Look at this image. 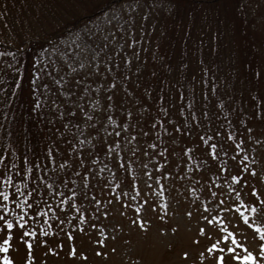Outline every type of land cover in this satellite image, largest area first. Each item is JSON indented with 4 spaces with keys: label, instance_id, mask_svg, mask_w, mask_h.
I'll use <instances>...</instances> for the list:
<instances>
[{
    "label": "trees",
    "instance_id": "1",
    "mask_svg": "<svg viewBox=\"0 0 264 264\" xmlns=\"http://www.w3.org/2000/svg\"><path fill=\"white\" fill-rule=\"evenodd\" d=\"M118 2L0 0V155H4L6 161L18 162L20 169L12 173L9 192L15 188L29 197L24 200L16 194L9 201L0 198V203H7L11 209L5 215L17 225L10 230L13 236L9 251L0 252V257L9 255L15 264L29 261L33 264L29 258L32 248H27L19 239L25 232L35 233L25 236V240L33 244L37 237L39 241L43 237L46 243L54 242L58 246L66 237L72 239L67 243L68 246L72 243V248L74 243L80 242L77 237H82L83 232L90 242L101 248V253L108 255L104 249L109 247L124 249L108 236V229L103 235V222L97 223L99 227H84L79 219L80 215L86 217L82 202L90 197L88 194H93V189L97 192L93 180L105 177L110 180L106 192L116 193L125 184L128 191H122L135 199L130 209H134L136 203L142 207L146 200L137 197L142 181L133 180L131 174L138 175V166L151 163L153 145L162 147L160 166L163 168L169 163L165 147L174 146L180 149L181 158L186 159L190 169H200L196 180L185 178L184 186L188 190L198 195L203 184H211L216 189L224 184L230 193L235 190L236 198L228 196L227 199L237 205L234 210L238 211L241 223L245 224L241 218L247 214L248 224L253 221L260 229L264 228V33L255 35L259 28L264 31V21L257 22L238 12L243 15L234 23L226 5L224 15L219 14L218 10L224 5L220 4L225 0H185L181 11L189 12L190 20L184 27L187 32L192 30L196 38L174 43L175 50L181 48L184 52L173 48L161 50L168 35L164 23L155 35V41L159 39L160 44L153 47L154 38L149 39L147 33L154 28L150 27V19L141 17L139 11L132 18L126 17L127 23H121L117 31L108 28L104 36L101 31L99 35L79 31L96 20L97 12H105ZM181 16L171 35L182 32ZM241 18L243 20L239 21ZM132 19H140V23L135 26ZM77 31L79 38L75 41L72 34ZM52 101L55 107L53 103L48 104ZM124 124L128 127L124 128ZM201 141L207 143H199ZM26 147H30L28 161L24 160ZM46 147L53 149L54 162L44 161L49 170L30 169L36 156L44 158ZM205 150L208 155L204 154ZM213 151L215 156H212ZM112 152L114 163L110 162ZM66 159L68 164L64 163ZM79 159L83 160L82 169L76 163ZM155 159L158 160L156 155ZM175 159L177 161V157ZM252 168L256 169L255 176L260 182L259 195L251 190L247 194L246 185L241 187L246 176L252 175ZM2 171L0 169V173ZM240 173H244L241 181L231 179L232 175ZM37 175L55 183L52 188L41 189L44 199L39 210L29 209L25 213L20 204L24 203L25 207L31 204L30 176ZM164 176L160 173L150 188H159L163 193ZM136 182L139 184L135 185ZM3 183L2 180L0 190ZM126 194L120 193L117 201L121 203ZM254 203L257 213L251 211ZM99 204L100 201L96 202L92 210L96 215L103 213ZM69 205L76 212L80 211L79 215L70 218ZM241 208L246 211L240 212ZM18 214L26 221L23 229L15 219ZM225 220L224 217L222 224ZM107 222L104 220L105 225ZM109 225L116 236V222L110 221ZM87 228L94 229L91 235L85 232ZM256 229L258 250L245 248L243 240L237 241L234 235L233 244L237 248L234 254L229 253L234 259L228 255L226 261L264 264V248L260 247L264 244L261 239L264 233ZM4 237L5 233L0 231V242ZM103 239L105 242L100 244ZM16 242L19 244L15 245ZM20 247L21 259L17 260L16 251ZM78 247L75 246V251ZM66 248L59 249L62 251L58 252L59 259L67 256ZM249 254L255 261L236 259ZM0 264H4L2 259Z\"/></svg>",
    "mask_w": 264,
    "mask_h": 264
},
{
    "label": "rangeland",
    "instance_id": "2",
    "mask_svg": "<svg viewBox=\"0 0 264 264\" xmlns=\"http://www.w3.org/2000/svg\"><path fill=\"white\" fill-rule=\"evenodd\" d=\"M184 1L185 0H119L118 4L113 5L110 9L105 10V12H97L96 20L85 25V27L80 28L79 31L83 32V34L92 32L97 35H99V32L101 31V35L104 36L106 35V32H109L108 28L117 31L121 23L126 22V17L132 18L134 17L135 12L139 11L141 17H147L150 19V27L154 28L147 33L149 39L152 37L154 38H152L155 42L153 47L160 44L159 39L156 38L155 41V37H157L155 36L157 34L156 30L165 24V31L167 30L168 35L164 40L162 49H160L162 51H165L166 49L169 50L173 48L175 42L182 44L186 38H189L190 40L196 38V34L192 30L188 29L189 31L187 32V28L184 27L187 26V20H190V13L181 11ZM222 4L224 5L218 10L219 14L224 15V6L226 5L230 19L231 21L233 20L234 23H236L240 15H243L238 12L253 17L257 22L264 21V0H225V3L223 2L220 5ZM180 14L183 15L181 16L183 18L181 21L183 22V26L181 25L182 32L180 34L177 33L176 35H171L175 30V27H178L177 21ZM192 15L194 16V14ZM241 20L243 19L241 18L239 21ZM132 23L137 26L138 23H140V19H132ZM79 31L72 34L75 41L79 38ZM255 33H257L255 35L262 36L264 31L259 28L258 31L255 30ZM114 36L118 39L116 35ZM135 36L137 37V34ZM175 51L184 52L181 48H179V50L176 49ZM192 51L189 54H191ZM47 82L50 83V81ZM53 102L54 101L47 103L50 104ZM262 143L264 149V137ZM151 147L154 148L151 150V163H143V165L138 166L136 169L138 175L131 174L133 180L142 181L141 193L137 196L145 198L146 200L142 207H139V203H136L134 209H130V204L133 205L135 199L131 194L127 195V192L122 191V189L127 190L125 184H122L121 188L116 193L113 191L106 192L110 180L105 177H97L93 180L92 184H95L94 186L96 187L97 192L93 189V194H88L90 197L82 202L84 213H86V217L82 220L84 222V227L85 225H95L96 227H99L97 223L103 222V235H105L108 229V236L113 238L114 242H118L119 246L121 243L125 250L120 246L119 249L115 247L116 251L114 252L111 250V247H109L108 249H104L109 252L107 256L98 257L96 256V249L101 248L90 242L88 239L89 237L84 236L83 232L80 231L82 237H77V240L80 242H78L79 244L74 243L75 246H79L76 250V255H69L72 243H70L69 246L67 243L72 239L65 237L61 240L62 242L60 245L64 244L67 246L65 251L67 256L64 258L60 257L59 259L58 252H62L65 246H55L54 242H48L43 245L45 242L44 238L42 237L39 241V238L37 237L34 244L32 243V249H30L32 254L29 255V258L30 260H33L32 263L214 264L213 256L220 255L221 253L219 251L211 250L212 245L218 243L219 247L224 249L222 254L224 257L228 258L229 253H231L229 250L233 248L235 249V247L237 248V246L233 244L234 235L237 241L243 240L246 244L245 248L258 250L259 245L255 240L257 237V229L251 227L253 221H250L251 223L248 225L241 223L237 215L238 211L234 210L233 200L227 199L228 196H232L233 198H236V196H234L233 192L230 193L227 186H224L223 184L216 189L211 184H203L201 192L197 195L196 191L191 189L188 190L184 186V181L187 177H190L189 180H196V177L200 174V169L198 170L197 168L198 171L190 169L188 166L189 163H186V159L183 160L181 158V153H179L180 149L178 147L166 146L165 149L168 150L166 153L168 154L169 163L165 168L161 165L163 168L162 170L160 166V164H162L160 160L162 147ZM109 149L112 148L109 147ZM155 155L160 163L155 159ZM147 156L148 154L145 153V157ZM175 157H177V161ZM197 157L199 161H202V158L198 156V153ZM111 158L110 162L114 163L116 159L113 152ZM103 168L104 171H107L105 165ZM94 170L99 172L95 168ZM99 173L102 175V172ZM160 173L165 175L161 184V189L164 190L163 193H160L159 188H150V186H152L151 183H154V181L157 180ZM246 179L248 181V184H246L245 187L247 194H249L253 186L257 189L259 188L260 182L256 176L247 175ZM1 183L2 180L0 179V184ZM134 184L137 185L139 183L136 182ZM211 192H215L217 195L210 198L209 194ZM120 193L126 194L121 203L117 201V197ZM221 193H223V195H221ZM97 201H100V210L103 211L101 215H96L92 212ZM256 201L259 203V199ZM117 202L119 204L118 208L120 207L118 214H116V209H118L116 208ZM153 205H155V207H153ZM205 205L208 206L207 209L205 208ZM137 207L141 209L140 212L136 211ZM221 208H223V211L220 210ZM70 211L72 213H68V215L71 216L70 218L76 217L80 213V211L76 212V209L74 208H71ZM105 213H107V215H105ZM188 213H191V215H188ZM114 214L115 216H113ZM223 216L226 219L225 224H222L224 222ZM137 217L147 222L145 228H141L139 223H132ZM204 217H207L208 222H206ZM104 220L108 221L106 225ZM110 221L116 222L115 229L118 233L116 234L117 237L114 235L113 228L109 225ZM120 227L122 230L126 231L122 232ZM201 228L204 229V232L200 231ZM161 229H163V231H161ZM258 229H260V227H258ZM93 231L94 229L87 228L85 232L88 235H91ZM209 233L211 234L209 235ZM120 235H122L120 239H117ZM225 237H228V239L225 240ZM18 244L19 243L16 242L15 245ZM53 248H56L57 250H53ZM20 249L21 247L16 251L17 260L21 259L18 253ZM184 252H188L189 255L185 257L183 255ZM81 253H83V255H81ZM229 258L234 259L230 255ZM226 264H231V262L226 261Z\"/></svg>",
    "mask_w": 264,
    "mask_h": 264
},
{
    "label": "snow or ice",
    "instance_id": "3",
    "mask_svg": "<svg viewBox=\"0 0 264 264\" xmlns=\"http://www.w3.org/2000/svg\"><path fill=\"white\" fill-rule=\"evenodd\" d=\"M43 87L47 88V85H43ZM53 106L54 107L56 106L55 102H53ZM73 112H74V110H73ZM61 115H63V112H61ZM84 115L87 116L88 113H84ZM129 115H130V113H129ZM258 115H259V113H258ZM112 123L115 124L116 121L113 120ZM222 126L223 125H221V127ZM64 127L67 128V125H64ZM123 127L127 128L128 125L124 124ZM249 131H251V129H249ZM197 134H198V132H197ZM117 135H119V133H117ZM216 135H219V133L217 132ZM199 143H207V141H201ZM199 143H198L197 146H199ZM153 147H155V145H153ZM212 147L215 148V145H213ZM237 149L239 150V145H237ZM52 150H53L52 148L46 147L44 149V153H43L44 158L42 159L41 156H36L35 162L31 163L29 165V168L30 169H36V170L43 169L44 172H47L49 170L48 169V165L45 164L44 161H45V159H51L54 162V158L52 157ZM56 151L59 152V149H56ZM25 152H26V154L24 156V160L28 161L29 160V155L27 153L30 152V147H26ZM204 154L208 155V151L205 150ZM109 155H111V153H109ZM212 156H215V152L214 151L212 152ZM64 163L68 164L69 161L66 159L64 161ZM76 163H77L78 167H80L81 169L83 168V160L82 159L77 160ZM61 167H63V165H61ZM0 169L3 170L2 173H0V179H2L4 181L3 190H0V198H2L3 201H9L10 197H13L16 194H19V195H21L23 197L24 200H28L29 197L27 195H25L24 193H20L19 189H15L14 188L12 192H9V190H8L12 186V173L20 171V169L18 167V162L14 164L11 161H6L5 160V156L4 155H0ZM245 171H248V169H245ZM250 172H251L252 176L256 175V169L255 168L250 169ZM22 174H27V173H22ZM85 174L87 175V173H85ZM243 174L244 173H240L239 175H232L231 179L239 182V181H241V178H242ZM17 179H19V178H17ZM30 180L32 181V184H33V187L31 188L32 202H31L30 205H28V207H25L24 203L20 204V207L24 208L25 213H28L29 209H31V211H33V212L38 211L39 208H40L41 201H42V199H44V193L41 191V189L42 188H44V189L52 188L53 184L55 183V180H52L51 182H49V180H47L43 176H39V175H37L35 177L30 176ZM42 180L44 181L43 184L40 183V181H42ZM60 183L63 184L64 181L61 179ZM246 184H248V181L244 180L243 184L241 185V187L243 185H246ZM232 191L235 192L234 189ZM251 192L256 194V195H259L257 188L254 187V186L251 188ZM75 195H76V193L73 192V196H75ZM209 195H210V198H211V197H215L217 194L215 192H211ZM221 195H223V193H221ZM85 199H87V197H85ZM241 203H243V201H241ZM61 204H63V201H61ZM32 205H35V207H32ZM236 206L237 205L235 204V202H233V207H236ZM153 207H155V205H153ZM207 207L208 206L205 205L206 209H207ZM70 208H71V205H69V214H72L71 211H70ZM0 210H2V211H0V231L5 233V237L2 238V242H0V252L7 253L9 251V248L11 247V238L13 236V232L10 231V230L13 229L14 227H16L17 225L14 224V220L12 218H9L8 216L5 215L7 213H10V211H11V209L9 208L7 203H0ZM220 210L223 211V208H221ZM77 211H79V209H77ZM136 211L140 212L141 209L139 207H137ZM239 211L240 212H245L246 210L241 208V209H239ZM251 211L253 213H257L258 209H257L255 203L253 204V206L251 208ZM105 215H107V213H105ZM188 215H191V213H188ZM15 219L17 221H20L19 227L21 229H23L24 223H26V221H24L23 218L19 214L15 217ZM79 219L80 220H84V216L80 215ZM204 219L206 220V222H208L207 221V217H204ZM241 219L246 225L249 223V216L247 214H244ZM132 223H139V226L141 228H145L146 225H147V222L142 220V219H140L139 217H137L136 220H133ZM251 227L252 228H258V225L252 224ZM161 231H163V229H161ZM200 231L204 232V229L201 228ZM259 231L261 233H264V228L259 229ZM210 234L211 233H209V235ZM26 235L34 236L35 233L34 232H32V233L25 232L24 234L19 236V239L23 240L25 242V244L27 245V248L30 249L32 247L33 241L25 240V236ZM69 237L71 238V233H69ZM224 239L227 240L228 237H225ZM261 239H264V235H261ZM45 243H46V241H45ZM99 243L103 244L104 241L100 240ZM60 246L62 247L63 245H60ZM241 247H243V245H241ZM260 247L264 248V244H261ZM211 250L219 251L221 253V255L213 256L214 264H226L225 257L222 254L224 252V249L220 248L218 243L217 244H213ZM112 251H115V249L113 248ZM229 251L232 254L235 253V249L234 248L230 249ZM96 254L97 255L103 254V255L107 256V252L101 253L99 248L96 249ZM69 255H72V256L76 255V251H75V246L74 245L72 246L71 250L69 251ZM81 255H83V253H81ZM183 255L185 257H187L189 254H188V252H184ZM0 259L3 260L4 264H15L14 260L9 255H4L3 257H0ZM33 259H34V257H33ZM236 259L237 260L243 259L245 261H248V260L255 261V257L252 254L245 255V256H242V257H236ZM28 264H31V261H29Z\"/></svg>",
    "mask_w": 264,
    "mask_h": 264
}]
</instances>
